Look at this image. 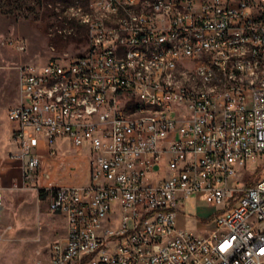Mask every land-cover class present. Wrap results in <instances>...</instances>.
<instances>
[{"label": "built area", "instance_id": "1", "mask_svg": "<svg viewBox=\"0 0 264 264\" xmlns=\"http://www.w3.org/2000/svg\"><path fill=\"white\" fill-rule=\"evenodd\" d=\"M102 8L109 21L85 26L84 55L21 68L8 110L20 187L46 192L64 221L50 264H264V177L248 184L264 154V0H90L72 9ZM186 25L191 38H182ZM211 61L226 71L209 78L217 93L175 85L174 67L206 78ZM151 101L165 115L137 121L141 109L158 111ZM60 141L79 156L90 151L86 184L42 185ZM6 190L0 178V226ZM195 194L226 206L207 236L177 225L179 199Z\"/></svg>", "mask_w": 264, "mask_h": 264}, {"label": "rangeland", "instance_id": "2", "mask_svg": "<svg viewBox=\"0 0 264 264\" xmlns=\"http://www.w3.org/2000/svg\"><path fill=\"white\" fill-rule=\"evenodd\" d=\"M89 4L90 0H0V178L7 186L0 226V264H50L51 244L64 232L63 219L48 208L47 193L20 187L21 172L10 158L16 146L8 110L19 98L23 66L74 58L88 51V31L79 20L81 11L72 8ZM57 149L59 156L44 163L42 185L86 184L90 179V151L79 156L72 143L63 141ZM257 167L248 176V184L264 177V154L250 165L252 170ZM225 208L209 202L203 194L182 196L177 205V225L207 236L213 229L212 219Z\"/></svg>", "mask_w": 264, "mask_h": 264}, {"label": "bare ground", "instance_id": "3", "mask_svg": "<svg viewBox=\"0 0 264 264\" xmlns=\"http://www.w3.org/2000/svg\"><path fill=\"white\" fill-rule=\"evenodd\" d=\"M77 11V10H76ZM81 11V22L86 26H97L103 22L109 21L110 9L102 8L95 11L94 15H90V12L86 10ZM78 16V15H76ZM193 32V25H186V28L182 31V38H191ZM167 46V39H159L158 47ZM212 71H206V78H193V71L190 68L174 67L173 77L175 78V85L185 86L188 93H195V90L205 91L208 93H217L218 84L213 83L209 78H213V72H219V78H226V71H220V65L218 61H211ZM165 69H158L156 71V79H164ZM139 101H131V110H138ZM151 109H141L137 114V121H144L145 119H161V115H165V107H162L161 101H151Z\"/></svg>", "mask_w": 264, "mask_h": 264}]
</instances>
